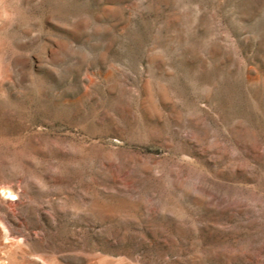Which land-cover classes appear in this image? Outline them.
Listing matches in <instances>:
<instances>
[{"label": "rangeland", "instance_id": "374dc122", "mask_svg": "<svg viewBox=\"0 0 264 264\" xmlns=\"http://www.w3.org/2000/svg\"><path fill=\"white\" fill-rule=\"evenodd\" d=\"M264 264V0H0V264Z\"/></svg>", "mask_w": 264, "mask_h": 264}, {"label": "bare ground", "instance_id": "6f19581e", "mask_svg": "<svg viewBox=\"0 0 264 264\" xmlns=\"http://www.w3.org/2000/svg\"><path fill=\"white\" fill-rule=\"evenodd\" d=\"M1 264H3V262H1Z\"/></svg>", "mask_w": 264, "mask_h": 264}]
</instances>
